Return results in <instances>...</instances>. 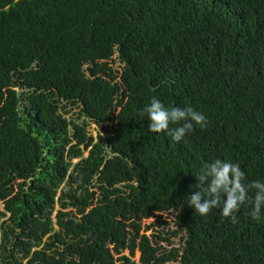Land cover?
I'll use <instances>...</instances> for the list:
<instances>
[{
	"label": "trees",
	"instance_id": "16d2710c",
	"mask_svg": "<svg viewBox=\"0 0 264 264\" xmlns=\"http://www.w3.org/2000/svg\"><path fill=\"white\" fill-rule=\"evenodd\" d=\"M153 97L207 125L150 132ZM217 159L264 182V0H0V264H264V206L187 203Z\"/></svg>",
	"mask_w": 264,
	"mask_h": 264
},
{
	"label": "clouds",
	"instance_id": "9594fccd",
	"mask_svg": "<svg viewBox=\"0 0 264 264\" xmlns=\"http://www.w3.org/2000/svg\"><path fill=\"white\" fill-rule=\"evenodd\" d=\"M143 113H147L150 121L148 130L154 133L166 132L176 142L181 141L186 133L193 130V122L196 125L205 127L206 116L190 106L184 108H166L160 99L153 97L150 104L146 105ZM184 123L179 127L170 128V123ZM245 173L241 170L239 163L215 160L212 164H206L196 176L199 188L194 195L187 197L189 206L194 207L200 215H207L211 209L219 207L223 196L221 215L231 217L235 223V213L240 210L241 205L248 201L253 206L251 215L254 219L260 218L261 207L264 206V182L254 181L247 187L242 183ZM211 177L210 183L208 178ZM256 189L254 197L248 199V189ZM226 195V199H225Z\"/></svg>",
	"mask_w": 264,
	"mask_h": 264
},
{
	"label": "rangeland",
	"instance_id": "374dc122",
	"mask_svg": "<svg viewBox=\"0 0 264 264\" xmlns=\"http://www.w3.org/2000/svg\"><path fill=\"white\" fill-rule=\"evenodd\" d=\"M114 59L116 60V63H114V68L118 71H121L122 69V64L120 63V61L118 60V54H115L114 56ZM69 114L66 115V117L69 119V120H76L77 122L79 123H82L83 121H86L87 122V130L89 132V135L91 137H93L95 139V141L98 140L99 136L100 135H104V132H105V126H100L90 120H87L85 119L84 117H81L80 116V109L79 108H73V107H69ZM111 130V129H110ZM85 157L88 156V151L85 152ZM79 160L78 159H75L74 160V164H76ZM0 209L2 210L3 209V204L0 202ZM59 206H57V212L59 210ZM72 210V208H69L68 211ZM67 211V210H66ZM55 216H56V213H55ZM54 216V217H55ZM174 218H175V215H171V214H163L162 216V219L159 220L161 222H168L169 225L168 226H162V227H158L156 225V222L158 220V218H150L148 220H144L143 223H142V227L145 228V227H148V226H151L152 229L147 232L148 235H151L153 232H156V231H160L162 233V235H166L165 233L166 232H172L173 230H175L176 226L174 225ZM172 241L174 242V246L175 247H179L182 245V241L179 242V239H172ZM170 248V247H169ZM124 255H129V252L126 251L124 253ZM136 261H138L140 259V254L139 253H136V256L134 258Z\"/></svg>",
	"mask_w": 264,
	"mask_h": 264
}]
</instances>
